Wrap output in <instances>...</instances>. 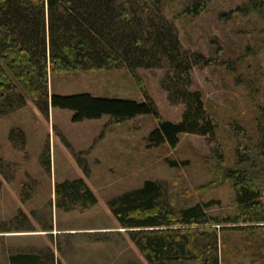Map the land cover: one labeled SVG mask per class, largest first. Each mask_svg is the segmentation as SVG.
Wrapping results in <instances>:
<instances>
[{
    "label": "rangeland",
    "instance_id": "1",
    "mask_svg": "<svg viewBox=\"0 0 264 264\" xmlns=\"http://www.w3.org/2000/svg\"><path fill=\"white\" fill-rule=\"evenodd\" d=\"M245 1L215 0L208 11L193 18L183 13L188 0H163L164 13L177 25L184 48L211 59L210 65L194 67L193 88L203 92L209 112L216 114L219 129L214 136L183 134L175 148L151 147L148 137L158 126L153 115L121 122L104 115L73 122L71 110L50 108L47 116L30 99L24 108L0 117V226H24L22 212L31 209L42 219L54 207L56 182L84 178L98 203L86 210H61L59 219L67 215L69 226L81 230L102 226L103 231L73 234L74 249L61 252V257L77 264L94 251L97 264H150L112 214L108 201L113 197L155 180L165 186L174 209L213 200L209 215H234L238 207L226 177L228 169L264 175V154L256 147L257 117L264 107V27L254 14L220 19L221 13ZM162 76L161 69L50 74L49 93L151 99L164 118L179 122L184 105L169 102L161 88ZM13 131L24 132L26 138L12 139ZM48 147L50 171L42 162ZM168 160L179 166H171ZM260 227L220 231L221 263L254 264L256 260L264 264V226Z\"/></svg>",
    "mask_w": 264,
    "mask_h": 264
},
{
    "label": "trees",
    "instance_id": "2",
    "mask_svg": "<svg viewBox=\"0 0 264 264\" xmlns=\"http://www.w3.org/2000/svg\"><path fill=\"white\" fill-rule=\"evenodd\" d=\"M214 1L188 0L183 13L200 16ZM163 6V0H0V117L24 108L30 99L47 116L50 108L71 110L73 122L104 115L118 122L153 115L158 126L149 134L151 147L168 144L175 148L183 134L214 136L219 129L216 114L209 112L203 92L193 88L194 67L210 65L211 59L184 48L177 25ZM252 14L264 27V0H246L235 10L221 13L220 19ZM94 69L163 70L161 88L169 102L184 105L180 121L164 118L151 99L139 102L87 92L49 93L50 74ZM257 127L260 141L256 147L264 154V107L259 109ZM17 136L26 138L22 131L11 133L12 139ZM168 161L179 166L175 160ZM42 162L50 171V147ZM80 164L89 175L87 165ZM226 177L238 207L232 216L209 215L213 200L174 209L165 186L155 180L113 197L108 205L150 264H222L220 231L264 226L257 225L264 224V175L232 168ZM54 192L55 206L66 212L98 203L84 178L56 182ZM12 226L0 229L23 227ZM23 261L37 262L40 257Z\"/></svg>",
    "mask_w": 264,
    "mask_h": 264
},
{
    "label": "crops",
    "instance_id": "3",
    "mask_svg": "<svg viewBox=\"0 0 264 264\" xmlns=\"http://www.w3.org/2000/svg\"><path fill=\"white\" fill-rule=\"evenodd\" d=\"M37 212L34 209L24 211L27 222L21 228L0 229V264H72L70 259L62 258L61 255L74 249L71 244L73 234L103 231L102 226H91L89 230L69 226L67 215L59 219L61 210L55 204L42 219L38 218L41 215ZM37 222H41V225ZM35 256H39L40 261H23L26 257ZM90 261L92 264L98 262L94 251L90 257L78 260L77 264H91Z\"/></svg>",
    "mask_w": 264,
    "mask_h": 264
}]
</instances>
